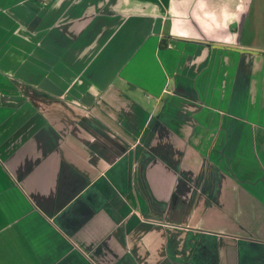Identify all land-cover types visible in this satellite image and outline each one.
Listing matches in <instances>:
<instances>
[{"label":"crops","instance_id":"obj_1","mask_svg":"<svg viewBox=\"0 0 264 264\" xmlns=\"http://www.w3.org/2000/svg\"><path fill=\"white\" fill-rule=\"evenodd\" d=\"M249 2L0 0V264H264Z\"/></svg>","mask_w":264,"mask_h":264},{"label":"rangeland","instance_id":"obj_2","mask_svg":"<svg viewBox=\"0 0 264 264\" xmlns=\"http://www.w3.org/2000/svg\"><path fill=\"white\" fill-rule=\"evenodd\" d=\"M248 14L247 15V20L245 23L244 27V32L242 33V43L249 44L251 46V49H244L256 53H260L262 56L261 58L264 59V0H250L249 5H248ZM257 127H264V119H260L258 117L257 121ZM200 126V125H199ZM179 154V153H177ZM193 154H202L197 152H193ZM245 156V154H242V156ZM207 156L209 157L207 160V164L205 166H201L198 168H193L192 169V175L189 173V168H182L178 167L177 168V175L179 177H184V176H210L215 179L225 176V177H238V176H243L244 175H249L250 172L255 171V167H252L250 171L248 170V166L246 167H237L235 165L236 161H233V152L232 151H222V152H213V153H208ZM242 158V157H240ZM238 158V159H240ZM244 159V158H243ZM218 162V163H217ZM259 174V173H258ZM231 184L227 183L225 186H230ZM205 189H203L200 184L199 185H194L198 195H201L203 197L200 199V197L194 198V203L196 201H201V200H206L209 203H211V208H215L217 205V202H220V200L217 199V190L215 189L218 184L216 183H208L203 185ZM221 186V185H220ZM219 186V187H220ZM202 191L208 192L203 193ZM213 192V193H212ZM196 193V194H197ZM184 200H180L182 202ZM184 203V202H183ZM182 203V204H183ZM230 203V200L228 201ZM183 206V205H182ZM228 207V205H227ZM216 216L213 215L212 219H215Z\"/></svg>","mask_w":264,"mask_h":264}]
</instances>
